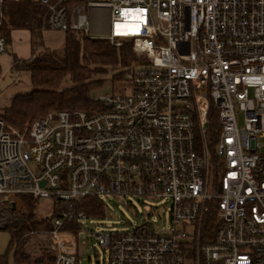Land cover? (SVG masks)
Wrapping results in <instances>:
<instances>
[{"label": "built area", "instance_id": "2783aa9c", "mask_svg": "<svg viewBox=\"0 0 264 264\" xmlns=\"http://www.w3.org/2000/svg\"><path fill=\"white\" fill-rule=\"evenodd\" d=\"M17 1L0 0V28ZM32 1L43 30L129 39L136 63L129 91L92 96L94 113L52 111L24 129L0 116V197L59 207L31 264H78L81 235L109 264H264V0ZM92 9L110 12L104 36ZM8 46L0 35V54ZM110 196L164 198L170 225L86 230L82 201Z\"/></svg>", "mask_w": 264, "mask_h": 264}, {"label": "trees", "instance_id": "16d2710c", "mask_svg": "<svg viewBox=\"0 0 264 264\" xmlns=\"http://www.w3.org/2000/svg\"><path fill=\"white\" fill-rule=\"evenodd\" d=\"M9 25L0 28L8 44L14 29H28L31 33L32 55L28 59H19L13 54V68L30 72L33 89L25 94L16 95L1 116L8 123L24 129L32 121L58 110H84L94 113L101 105L92 100V90L102 85L108 74L112 80L131 81L132 67L136 63L133 43L126 39L116 46L106 38L85 36L78 31H66L62 48L44 47L42 7L32 0L12 2L8 5ZM24 207L18 211L17 220L2 230H9V247L16 242V264L26 261L37 263L46 259V254L32 256L27 249L29 234L35 230H48L52 227V218L57 215L56 207L51 216L39 219L35 212L36 199L22 196ZM90 216L104 213L105 206L98 198H86L82 201ZM16 211L14 210L13 213ZM76 225V223H75ZM0 264H8L0 256Z\"/></svg>", "mask_w": 264, "mask_h": 264}, {"label": "rangeland", "instance_id": "374dc122", "mask_svg": "<svg viewBox=\"0 0 264 264\" xmlns=\"http://www.w3.org/2000/svg\"><path fill=\"white\" fill-rule=\"evenodd\" d=\"M92 35L104 36L110 26V12L107 9H92L90 13ZM21 33L13 32L14 41H24ZM27 35V33H25ZM66 33L62 30H43V44L38 48L42 51L44 47L62 48L65 42ZM26 42V43H25ZM27 38L23 47L27 46ZM8 46L7 54L0 57V116L5 107L9 106L12 99L18 94H25L33 89L30 72L28 70H17L10 65L9 57L13 55L14 48ZM1 55V54H0ZM108 74L105 82L92 90V96H98L108 92L126 93L131 88V81L112 80ZM10 125H13L9 123ZM14 126V125H13ZM264 140V139H262ZM15 198L17 207L10 210V201L0 197V227H7L17 220L18 211L24 207L21 201ZM105 209L102 215L90 216L85 228L88 231L130 229L138 223L149 220L155 229H165L170 225V207L164 198L148 197H103ZM54 199H36L35 212L39 219L51 216L56 209ZM54 218H52L53 220ZM47 230H35L29 234L27 249L36 258V254H46L48 246ZM11 233L9 230L0 232V256L4 257L8 264H16V250L19 243L16 242L9 247ZM78 264H109V257L100 245H94L86 235L78 238ZM34 261H26L23 264H31Z\"/></svg>", "mask_w": 264, "mask_h": 264}, {"label": "crops", "instance_id": "0c3cea01", "mask_svg": "<svg viewBox=\"0 0 264 264\" xmlns=\"http://www.w3.org/2000/svg\"><path fill=\"white\" fill-rule=\"evenodd\" d=\"M13 32L21 33L19 36H23L24 41L27 38V46L23 47L24 41L21 42V40H18L17 42L14 41V38L12 36ZM27 33V35L25 34ZM26 43V42H25ZM10 49L13 47V54H15L19 59H28L32 55V45H31V33L28 29H14L11 32V41H10ZM8 51V50H7ZM7 51L0 55V57L7 54ZM10 65L13 67V55L9 57Z\"/></svg>", "mask_w": 264, "mask_h": 264}, {"label": "water", "instance_id": "95a60500", "mask_svg": "<svg viewBox=\"0 0 264 264\" xmlns=\"http://www.w3.org/2000/svg\"><path fill=\"white\" fill-rule=\"evenodd\" d=\"M13 208H15V203L13 204Z\"/></svg>", "mask_w": 264, "mask_h": 264}]
</instances>
